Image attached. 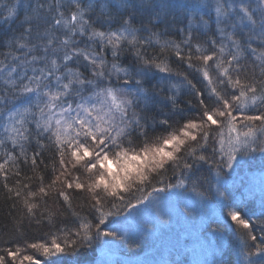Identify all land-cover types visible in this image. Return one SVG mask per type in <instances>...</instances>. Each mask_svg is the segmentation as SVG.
Returning a JSON list of instances; mask_svg holds the SVG:
<instances>
[{
  "label": "snow or ice",
  "instance_id": "1",
  "mask_svg": "<svg viewBox=\"0 0 264 264\" xmlns=\"http://www.w3.org/2000/svg\"><path fill=\"white\" fill-rule=\"evenodd\" d=\"M167 7L157 0H0V182L13 208L22 209L13 219L17 232L45 221L48 228L47 238L0 249V264H83L94 241L122 238L116 227L105 230L121 217L151 212L167 223L156 206L159 194L185 188L198 167L215 171L217 195L227 201L225 169L264 158V113L246 111L264 105V0L255 7L214 0L212 51L197 44L198 65L191 46L185 53L180 44L161 42ZM191 39L189 31L183 43ZM156 45L159 52L149 55ZM170 50L206 89L170 67ZM125 52L134 57L127 67L118 63ZM157 74L161 81L181 78L198 99L196 115L177 111L171 88L163 106L170 104L172 114L151 115L164 92L146 87ZM46 149L55 153L47 179ZM74 200L83 201L79 211ZM61 202L65 211L53 207ZM261 205L259 215H249L223 204L240 264H264V199Z\"/></svg>",
  "mask_w": 264,
  "mask_h": 264
},
{
  "label": "trees",
  "instance_id": "2",
  "mask_svg": "<svg viewBox=\"0 0 264 264\" xmlns=\"http://www.w3.org/2000/svg\"><path fill=\"white\" fill-rule=\"evenodd\" d=\"M9 2H14V0H9ZM158 3L166 4L168 7L164 9V23L161 24L160 28L157 30L161 33L160 40L161 42L173 41L181 45V48L185 53H187L189 46H191L193 53V63L200 64V61L195 59L197 55L195 52V46L199 44L202 48L206 49L208 52H211L210 39L213 38V33L215 32L214 24V0H157ZM207 2L209 8L203 9L202 11L193 12L191 9H185V5H192L195 3ZM236 4L244 3L251 4L252 7H255L257 0H235ZM203 21H208V25L205 26ZM138 26V25H137ZM189 31L191 32V41L190 45H185L183 41L187 38ZM3 33L0 32V36ZM2 51V48H0ZM159 52V46L156 45L152 49H149V55ZM168 56V62L170 67L175 72H181L188 75V78L192 80V83L196 85L197 89H206V81H203L202 76L194 72L191 69L186 67V64L182 61L176 59L171 50L166 53ZM109 63H111V55H108ZM134 60V57L130 52L123 53L118 60V63L121 66L127 67ZM211 63V62H210ZM163 74H157V76L148 84L146 87L152 89L153 86L158 85L155 89L159 91V88H164V92L160 93L157 99L161 102L158 103L155 107V110L151 115H171V105L168 107L163 106L164 97L169 95L168 89L171 88L172 92L176 93L177 111L183 109L184 116H193L197 114V105L198 99L195 96V93L188 87L179 83L180 77L173 76L171 81H161L160 76ZM175 84V87L172 85ZM208 93L205 91V98H207ZM191 109V110H189ZM246 111H249L252 114L264 113V105H260L258 102L257 107L249 106ZM175 120H179L180 116L177 115L174 117ZM258 123V122H257ZM211 149H209V152ZM54 150L46 149L44 151V160L45 163L49 165L46 172H44L46 179L51 175V164L54 158ZM2 162V158H0ZM242 166L237 167L233 175H222V181L227 186V191L225 196L227 197L231 193V197L227 201H222L218 204L216 201L211 199L210 192L214 187L213 176L215 175L214 170H210L208 165H203L198 167L192 173L187 174L185 179V185L188 188L187 191H191L194 198H199L202 200V205L206 208L210 205L215 206L219 217H207L204 223V227L200 230L201 235L206 238L209 234H220L224 240V248H222L218 254V260L216 264H240L239 256V241L237 236L233 233L234 224L230 219H226L227 208H223V204L227 203L233 206V208H240L246 214H251L250 209H254L259 215L261 209V201L264 199L262 196L261 189L264 187L257 179L264 176V158L259 155L254 158L243 161ZM41 170L44 169V166L41 165ZM21 170L28 175H33L27 166H21ZM226 172V169H225ZM227 173V172H226ZM15 177H12L9 180V184H12L15 181ZM166 182H176V178L171 181ZM263 182V181H260ZM264 183V182H263ZM210 191V192H209ZM221 191H224L222 188ZM160 196H165L166 193L159 194ZM82 200H74L73 205L79 211V205L82 203ZM51 203V202H50ZM13 201L7 199V192L3 188L2 182H0V249L5 247H14L12 243L14 241H32L39 239L41 237L47 238L48 228L47 221L44 222V225L36 226L33 225L29 227L27 224L24 225V230L22 232H17L13 219L18 218L22 214V209L19 204L13 208ZM58 208L60 211H65L61 206H53ZM86 212L87 209L85 208ZM67 216L70 217L71 214L67 213ZM64 217H61L63 219ZM121 217L119 220H121ZM253 220H256V217H252ZM116 220V221H119ZM114 221V222H116ZM113 222V223H114ZM259 223V221H257ZM112 223H109L105 230L111 229ZM215 230V231H214ZM259 234V233H257ZM131 238H128L126 242L120 244L119 253L124 254L126 257L135 256L140 254V247H134V241H131ZM100 240L94 241L92 249L84 253L80 260L83 264H94L97 259L98 254V242ZM206 241V239H204ZM2 254V253H0ZM189 255L184 252H175L168 253L165 255V258L161 261L162 264H189ZM43 260V257H41ZM56 259V258H53ZM46 264H51L50 261ZM117 264H119L117 262Z\"/></svg>",
  "mask_w": 264,
  "mask_h": 264
},
{
  "label": "rangeland",
  "instance_id": "3",
  "mask_svg": "<svg viewBox=\"0 0 264 264\" xmlns=\"http://www.w3.org/2000/svg\"><path fill=\"white\" fill-rule=\"evenodd\" d=\"M112 167L115 170V166ZM226 172L227 175H233L235 171ZM216 179L214 175V187L208 195L220 204L222 200L217 195ZM257 180L264 185V176ZM187 189L186 185L185 188L174 189L173 193L161 196L162 199L157 201L156 206L167 223L161 222L151 212H142L134 218H122L112 223L111 229L116 227L122 238L110 244L100 240L94 264H162L166 254L176 251L187 253L190 257L189 264H216L218 254L224 248L223 237L211 233L204 238L199 228L204 227L207 217H219V213L215 206L205 208L202 200L194 198ZM185 208L190 210V214H185ZM128 238L134 241V247H140L139 255L126 257L119 253L120 244Z\"/></svg>",
  "mask_w": 264,
  "mask_h": 264
}]
</instances>
